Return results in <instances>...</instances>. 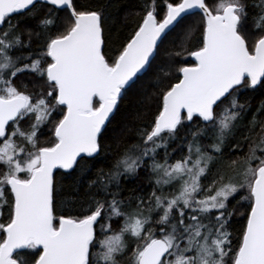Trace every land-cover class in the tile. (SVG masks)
Returning a JSON list of instances; mask_svg holds the SVG:
<instances>
[{
	"label": "snow or ice",
	"instance_id": "obj_1",
	"mask_svg": "<svg viewBox=\"0 0 264 264\" xmlns=\"http://www.w3.org/2000/svg\"><path fill=\"white\" fill-rule=\"evenodd\" d=\"M114 7L0 0V264H264V0H140L118 45Z\"/></svg>",
	"mask_w": 264,
	"mask_h": 264
},
{
	"label": "trees",
	"instance_id": "obj_2",
	"mask_svg": "<svg viewBox=\"0 0 264 264\" xmlns=\"http://www.w3.org/2000/svg\"><path fill=\"white\" fill-rule=\"evenodd\" d=\"M82 2V0H81ZM140 3V0H114L115 7L111 9L112 12V19L109 21V27L111 28L112 32V40L114 45H118L120 39L124 35H127L128 31L132 27H134V21L138 19V17L135 15L136 11H138V5ZM61 17H63V14H61ZM198 19V18H197ZM16 22L15 17L13 18V23ZM190 21H185V23H189ZM33 21L31 19H21L19 23V27L23 29L25 26H33ZM183 27V25L181 26ZM181 29L178 28L176 32L172 34V36L169 37V40H175L177 43L180 42L181 39ZM192 43H196L195 37L192 40ZM168 46V42H166V45ZM145 87L151 88V84L148 80L141 82ZM264 99V95L261 93H256L254 97L251 98V103L253 106V109L259 104V102ZM130 98H126L125 101L121 105V110L116 114V118L113 121V127L116 128L117 133L120 132L121 128L124 125H128V127L131 129V131L127 132L126 139L128 142L132 143L135 142L136 136H135V128L137 125H145L147 122L151 119V113L142 114L139 119L136 118V112L137 108L133 106L129 102ZM251 113H249V116ZM109 132L111 134V128L109 129ZM124 145L121 144V148ZM186 148L182 147L180 144V141L177 140L175 142L170 143L169 145V152L172 154V158H179L182 154L186 153ZM227 152V149L225 150ZM163 153V150H161V154ZM239 150L234 151L232 153L233 158L235 156L239 155ZM113 156H109L106 159H101L96 162L97 167H106L111 164L113 160ZM95 171V169L93 170ZM208 176L206 179H204V183L209 182ZM59 179V177H58ZM65 188H67L69 181L64 180L62 181ZM123 190L121 192V197H127L132 193V190L136 191V194H143L147 196L151 190L152 185L149 180V173L144 171L143 169L140 171L139 175L134 178H130L128 180H123ZM85 194V189L82 187L80 189V195L83 196ZM134 203V202H133ZM241 219L235 218L233 221V227L234 229L238 230L241 227ZM117 225L114 223L113 228L117 229Z\"/></svg>",
	"mask_w": 264,
	"mask_h": 264
},
{
	"label": "rangeland",
	"instance_id": "obj_3",
	"mask_svg": "<svg viewBox=\"0 0 264 264\" xmlns=\"http://www.w3.org/2000/svg\"><path fill=\"white\" fill-rule=\"evenodd\" d=\"M211 180V177H209V181Z\"/></svg>",
	"mask_w": 264,
	"mask_h": 264
},
{
	"label": "flooded vegetation",
	"instance_id": "obj_4",
	"mask_svg": "<svg viewBox=\"0 0 264 264\" xmlns=\"http://www.w3.org/2000/svg\"><path fill=\"white\" fill-rule=\"evenodd\" d=\"M237 218H240V217H237ZM240 219H242V218H240Z\"/></svg>",
	"mask_w": 264,
	"mask_h": 264
},
{
	"label": "bare ground",
	"instance_id": "obj_5",
	"mask_svg": "<svg viewBox=\"0 0 264 264\" xmlns=\"http://www.w3.org/2000/svg\"><path fill=\"white\" fill-rule=\"evenodd\" d=\"M20 23V22H19Z\"/></svg>",
	"mask_w": 264,
	"mask_h": 264
}]
</instances>
